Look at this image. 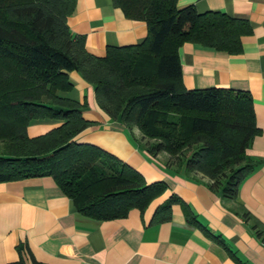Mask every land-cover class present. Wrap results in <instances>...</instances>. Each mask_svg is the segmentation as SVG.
<instances>
[{"label":"trees","instance_id":"1","mask_svg":"<svg viewBox=\"0 0 264 264\" xmlns=\"http://www.w3.org/2000/svg\"><path fill=\"white\" fill-rule=\"evenodd\" d=\"M73 3L0 0V182L49 177L78 215L95 221L141 211L166 189L164 181L145 183L110 153L73 139L93 124L83 117V105L63 95L72 87L68 72L74 71L92 86L96 104L110 119L137 129L146 153H166V166L200 174L210 191L234 200L258 164L245 154L260 132L251 97L239 89L184 88L177 49L189 42L238 54L250 23L218 11L196 12L191 5L178 8L176 0H112L124 17L144 22L146 35L96 56L66 26ZM44 119L59 123L28 136V123ZM178 201L168 196L149 224L168 220ZM248 215L241 214L245 221ZM184 216L200 226L188 210ZM252 229L264 241V230L254 224ZM15 248L18 259L6 264H24L22 247Z\"/></svg>","mask_w":264,"mask_h":264},{"label":"crops","instance_id":"2","mask_svg":"<svg viewBox=\"0 0 264 264\" xmlns=\"http://www.w3.org/2000/svg\"><path fill=\"white\" fill-rule=\"evenodd\" d=\"M187 5L251 25L250 33L240 37L238 54L189 42L177 49L184 88L239 89L251 97L260 132L245 154L258 164L240 182L236 198H220L200 174L166 166V153H146L137 129L110 119L96 104L92 86L70 71L72 87L63 95L83 105V117L93 122L73 139L110 153L137 170L145 183L164 181L166 189L141 211L132 208L123 218L95 221L78 215L49 177L0 182V264L18 259L16 245L22 247L24 264H32L30 256L40 264H264V241L252 229L254 224L264 230V0H176L178 8ZM65 23L96 56L107 46L135 44L146 35L144 22L124 17L112 0H74ZM58 123L33 120L26 133L35 136ZM170 195L179 201L171 205L169 219L149 224L155 207ZM186 210L199 227L186 221Z\"/></svg>","mask_w":264,"mask_h":264},{"label":"rangeland","instance_id":"3","mask_svg":"<svg viewBox=\"0 0 264 264\" xmlns=\"http://www.w3.org/2000/svg\"><path fill=\"white\" fill-rule=\"evenodd\" d=\"M2 153V151H1V142H0V154Z\"/></svg>","mask_w":264,"mask_h":264}]
</instances>
